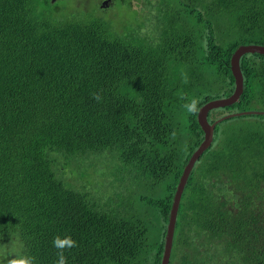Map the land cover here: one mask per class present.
<instances>
[{
	"label": "trees",
	"instance_id": "obj_1",
	"mask_svg": "<svg viewBox=\"0 0 264 264\" xmlns=\"http://www.w3.org/2000/svg\"><path fill=\"white\" fill-rule=\"evenodd\" d=\"M41 1L0 0V243L55 264L53 238L71 234L67 264H140L148 226L127 190L158 185L137 201L161 216L149 263L160 264L176 184L203 139L184 98L199 108L232 93V53L264 44V0H141L151 15L134 26L43 14ZM240 68V97L210 121L264 111V54H243ZM169 264H264L263 113L215 125L181 194Z\"/></svg>",
	"mask_w": 264,
	"mask_h": 264
},
{
	"label": "water",
	"instance_id": "obj_2",
	"mask_svg": "<svg viewBox=\"0 0 264 264\" xmlns=\"http://www.w3.org/2000/svg\"><path fill=\"white\" fill-rule=\"evenodd\" d=\"M254 52L264 54V45L262 44H241L234 50V52L232 53L230 57V71L234 79V89L232 93L228 96H222L219 98L208 100L207 102L202 104L197 111L196 119L203 132V139L199 143V145L195 148V150L192 152L190 157L188 158V161L186 162L183 168L179 182L177 183L176 190H175L172 203H171V207L169 210V214H168L166 232L164 236V246H163V252H162L160 264H168L169 262L171 248H172L176 215H177V210H178V205H179L180 197L182 194V190L184 188L187 177L194 163L196 162L198 157L203 153V151L210 146L213 140V133H214L215 125L218 122L224 119L233 117V116L247 115V114H259V113L264 114V111H260V110H244L240 112L238 111V112L225 113L212 122H210L207 118L208 112L211 109L225 107V106L233 104L234 102L238 100L243 90V75H242V71L240 68V58L245 53H254Z\"/></svg>",
	"mask_w": 264,
	"mask_h": 264
},
{
	"label": "rangeland",
	"instance_id": "obj_3",
	"mask_svg": "<svg viewBox=\"0 0 264 264\" xmlns=\"http://www.w3.org/2000/svg\"><path fill=\"white\" fill-rule=\"evenodd\" d=\"M140 2L141 0H129L130 5H126L122 3L121 0H117V5L114 7V9L108 12H98L97 15L102 16L103 18L109 20L113 24H116L121 19L124 21H127L128 23H131L133 26L136 24H141L145 20L147 21V19H149L151 14H146L147 16L145 17L146 7L142 8V5L140 4ZM73 3H74V0H68V4H73ZM150 8L151 6H148V10ZM77 13L78 15L81 14L82 16H85L86 18H90L95 14L94 12L90 10L85 11V7L83 5H80V9L77 10ZM148 32H149V29H148ZM218 111L219 110H217L216 112ZM87 161H89L87 157L82 158L83 164ZM101 162L105 164L106 160L102 159ZM107 179H108L107 176H103L102 179L98 182V184L101 187V190L105 189ZM133 180L134 179L129 174L122 175V181L124 182L123 184L124 187H129L131 184H133ZM117 190H119V188H117ZM127 191L128 193H127L126 199L130 198L132 201L134 200L135 208L142 212L143 218L145 219V222L147 223V226H148V230L146 233V242H145V246L143 247L141 251V258L139 260V263L149 264L151 262V256H152V251L155 247V242L159 235V230L162 224V219H161V216L153 209L145 205L140 206L138 204L137 198L140 195L153 197L158 194H163L164 192L163 187L158 186V185H143L141 183H135V185L134 186L132 185V188Z\"/></svg>",
	"mask_w": 264,
	"mask_h": 264
},
{
	"label": "clouds",
	"instance_id": "obj_4",
	"mask_svg": "<svg viewBox=\"0 0 264 264\" xmlns=\"http://www.w3.org/2000/svg\"><path fill=\"white\" fill-rule=\"evenodd\" d=\"M53 1H55V0H51V2H53ZM48 2H49V0L48 1L42 0L38 4V6H39L38 12H42L43 14H45V9H47L46 3H48ZM67 3H68V1H67ZM61 7L65 8V10H66L65 13L74 14L75 17L79 16L77 13V10L80 9V5L69 4V6L67 8L66 1H64L63 5ZM90 11H92V10H90ZM92 12L95 13V11H92ZM55 15L57 17H62L63 14H55ZM92 17L100 18V19L103 18L102 16H99L96 13ZM94 97H95V99L100 100V96L98 94H94ZM184 100H185V103H184L183 107L185 108V110L189 114H195L198 111V109L200 108V107L198 108V104H199L198 98H196V97H185ZM208 114H209V112H208ZM207 118H208V116H207ZM210 122H212V121H210ZM181 174H182V172H181ZM181 174H180V176H181ZM180 176H179V179H180ZM179 179H178V182H179ZM149 180L156 183V184H159V182H160V181H155L154 179H149ZM176 186H177V184H176ZM184 187H185V185H184ZM175 190H176V187H175ZM183 190H184V188H183ZM183 190H182V193H183ZM174 193H175V191H174ZM173 196H174V194H173ZM52 245L54 248H56L58 250L57 251V259L55 261V264H67V256L65 255V251L77 247L78 243L71 236V234H66L63 236L60 234H57L52 240ZM0 264H37V261H36V257L31 255L25 249L23 243L21 241H19V239H15V240L10 239V242H8V243H0ZM168 264H169V262H168Z\"/></svg>",
	"mask_w": 264,
	"mask_h": 264
},
{
	"label": "flooded vegetation",
	"instance_id": "obj_5",
	"mask_svg": "<svg viewBox=\"0 0 264 264\" xmlns=\"http://www.w3.org/2000/svg\"><path fill=\"white\" fill-rule=\"evenodd\" d=\"M66 1L67 8L69 4L67 3L68 0H55L51 2L49 0L46 3L45 14H68L65 13V8L61 7L63 2ZM117 0H74V5H83L85 7V11H95L96 14L98 12H108L117 5ZM96 9V10H95Z\"/></svg>",
	"mask_w": 264,
	"mask_h": 264
}]
</instances>
